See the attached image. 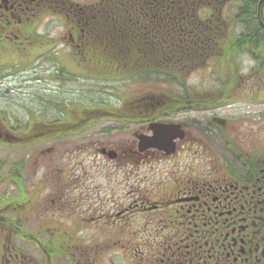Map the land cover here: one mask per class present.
<instances>
[{"label": "flooded vegetation", "instance_id": "obj_1", "mask_svg": "<svg viewBox=\"0 0 264 264\" xmlns=\"http://www.w3.org/2000/svg\"><path fill=\"white\" fill-rule=\"evenodd\" d=\"M232 1L0 0V43L9 42L12 52L71 54L73 69L74 61L92 64L94 54H186L189 74L199 72L209 90L195 108L211 113L187 118L189 99L126 104L121 121L135 128L95 149L121 170L118 180L104 184L91 174L92 164H72L65 176V168L42 166L31 185L21 160H10L0 172L7 186L0 198V264H264V117L244 131L213 114L240 87L264 98V54L238 52V44L231 54L223 47L230 32L243 31L224 16ZM253 2L262 36L264 0ZM11 54L0 55L9 64L0 71V86ZM215 71L220 75L210 78ZM66 117L71 126L62 132L78 134L76 111ZM155 124L173 127L171 153L141 147ZM231 129H239L231 133L232 144L221 146L229 160L212 138L218 134L224 143ZM57 130L46 122L18 132L0 122V146L41 144L62 133Z\"/></svg>", "mask_w": 264, "mask_h": 264}, {"label": "rangeland", "instance_id": "obj_2", "mask_svg": "<svg viewBox=\"0 0 264 264\" xmlns=\"http://www.w3.org/2000/svg\"><path fill=\"white\" fill-rule=\"evenodd\" d=\"M232 2L233 4L225 10L230 18H232L231 13L234 15L239 7L238 0ZM1 54H11V70L5 73L6 81L0 86V120L18 132H24L30 122L34 124L51 122L56 117L62 118L61 114H69L72 110L117 108L123 105L124 100H132L138 95L143 96L151 92L162 94L166 98L188 95L194 99L198 98L200 93L209 91L202 88V75L199 72L189 74L188 67L187 70L180 66L177 68L171 60H159L158 63L154 58L155 64L164 66L165 71L162 74L150 73L124 78L123 71L132 73L143 69V63L146 65L149 60V58L142 60L145 54H142V59L136 61L126 60L117 63L110 60V63H104L103 60H99V63L95 62L89 67L86 62L79 65L74 61L73 66L78 67L75 69L67 60L71 54H63V56L60 54L58 58L53 54L48 56L20 54L16 48L11 51L9 42L0 43ZM151 56L154 55H145V57ZM4 58L0 59L3 62H0V71L9 68V64H5L8 59L6 56ZM237 62V66H241L240 62ZM217 64L216 66H219ZM181 65L184 66L183 63ZM219 75L220 73L215 71L210 78L216 79ZM188 110L184 115L193 120H200L211 114L202 113L203 111L195 107H190ZM213 114L229 118L233 120V124L243 126L240 130L249 131L253 129V123L263 120L264 98L258 101V98L252 95V91L240 87L222 110ZM124 124L119 120L107 118L85 126L74 136L60 137L19 148L1 146L0 166L2 162L4 163L0 172L4 173L3 167L6 168V163L10 160L12 163L23 159L26 162L25 181L31 185L40 177L39 168L50 165L65 168L62 171L65 176L73 172L75 166L72 164L85 166L92 164L91 174L97 182L104 184L109 180H118L121 175L120 168L109 166L106 160L103 161L96 155L95 149L102 142H119L125 135L126 129L135 128L129 124L125 128ZM237 130L239 129H231L229 137L223 140L224 143L220 139L217 140L218 134L212 138L224 159L232 160L227 152L221 150V146L227 145V142L232 144L234 139L231 133ZM6 192V184H0V196H6Z\"/></svg>", "mask_w": 264, "mask_h": 264}, {"label": "trees", "instance_id": "obj_3", "mask_svg": "<svg viewBox=\"0 0 264 264\" xmlns=\"http://www.w3.org/2000/svg\"><path fill=\"white\" fill-rule=\"evenodd\" d=\"M130 1L138 2V0H130ZM147 1L152 2L153 0H147ZM162 1L163 0H159V2H162ZM164 1L169 2L170 0H164ZM174 1L176 4H180L181 6H184L185 0H174ZM239 3H240L239 8H238L239 13L237 15V18L234 19V22L235 23L238 22V25L243 24V27H242L243 31L241 33L242 36L232 33L231 38L226 43L224 42L223 47L225 50H229L231 54L235 49V44H238L239 46L238 52H248L250 54H264V34L262 36H259L262 33L259 32V30L257 29V24L255 23L256 22V18H255L256 10H255V5H254L255 2H253V0H241ZM181 24H183V20L182 18H178L177 25H181ZM113 29L119 30V27H113ZM113 35L115 36V34ZM179 38L182 39V37H179ZM165 46L167 47L168 44H165ZM176 46L177 48L182 49L183 43L177 42ZM145 55L143 56V59H142V54H95V58L97 62H99V60H103L104 62H109V63H110V60H112L111 62L116 61L117 63H119V62H124L126 60L136 61V60L142 59L143 61H145L144 58H149V60H147L149 64L147 63L145 65L143 63V69L135 70L132 73L123 71L124 78L135 77L141 74L145 75V74H150V73L162 74L165 71V68L164 66L155 64L154 58H156L158 63H159V60H165V61L171 60L173 61V64L177 66V68L180 66L181 68L186 69V63H187L186 54H183V53H180V54H148V55H154L151 57H145ZM162 62L164 63V61ZM182 63L184 64V66L181 65ZM160 70H163V71L160 72ZM152 98L160 102L166 99V97L163 96L162 94L151 92V94L147 93L146 95L138 96L135 101L143 102L146 100H151ZM167 98L177 99L176 97H167ZM186 98L192 99L189 96L180 97V99H186ZM195 99L200 100L199 97L192 99V104H193L192 107H195L196 105L199 106L200 101H193ZM83 111L85 110H81V114L78 119V125L77 124L75 125L76 127L80 125L82 126L89 119H98V118H103L107 116L116 117L119 119H123L125 117V115L123 114L124 109L121 106L117 108H106V107L96 108L95 110H92V111L86 110L87 111L86 113H83ZM128 114L132 115L133 118H136V115H140V113L137 111L133 112L132 114L128 112ZM50 124H54V127L58 128L57 132L66 131L67 130L66 127L68 125L71 126V123L67 124V122H64V121L63 122L58 121L57 124L51 122ZM16 183L22 194L23 186H22L21 180L16 179Z\"/></svg>", "mask_w": 264, "mask_h": 264}, {"label": "water", "instance_id": "obj_4", "mask_svg": "<svg viewBox=\"0 0 264 264\" xmlns=\"http://www.w3.org/2000/svg\"><path fill=\"white\" fill-rule=\"evenodd\" d=\"M154 127V126H153ZM154 136L150 138H141V146L143 144L144 148H155L167 150L168 153L173 151V140L177 137L172 135L173 128L169 126H156L153 128Z\"/></svg>", "mask_w": 264, "mask_h": 264}]
</instances>
